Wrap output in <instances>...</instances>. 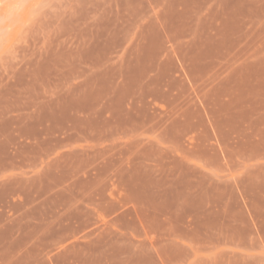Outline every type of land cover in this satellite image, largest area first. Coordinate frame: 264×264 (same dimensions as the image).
I'll use <instances>...</instances> for the list:
<instances>
[{
  "label": "rangeland",
  "instance_id": "374dc122",
  "mask_svg": "<svg viewBox=\"0 0 264 264\" xmlns=\"http://www.w3.org/2000/svg\"><path fill=\"white\" fill-rule=\"evenodd\" d=\"M102 164L170 181L188 264H264V0H0V264L86 242Z\"/></svg>",
  "mask_w": 264,
  "mask_h": 264
},
{
  "label": "crops",
  "instance_id": "0c3cea01",
  "mask_svg": "<svg viewBox=\"0 0 264 264\" xmlns=\"http://www.w3.org/2000/svg\"><path fill=\"white\" fill-rule=\"evenodd\" d=\"M100 167H110L114 174L109 180L88 181L89 184L103 183L105 190L94 187L88 191L93 209L88 211L91 221L87 229L84 230L78 221L72 222L71 226L54 228L56 234H86L89 236L87 241L58 244L51 261L56 264L68 259L72 264L92 261L103 264H188L202 247L184 232L196 231L197 225L186 222L180 226L183 234L177 235L175 213L145 210L142 205L145 195H151L153 201H160L173 193L170 181L161 187L159 179L147 184L142 174L131 173L135 168L127 165L102 164ZM128 203H134L135 207L127 210Z\"/></svg>",
  "mask_w": 264,
  "mask_h": 264
}]
</instances>
